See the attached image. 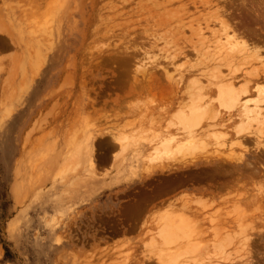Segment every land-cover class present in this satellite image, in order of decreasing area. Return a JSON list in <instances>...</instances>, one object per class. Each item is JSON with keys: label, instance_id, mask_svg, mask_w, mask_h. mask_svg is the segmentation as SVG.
<instances>
[{"label": "rangeland", "instance_id": "obj_1", "mask_svg": "<svg viewBox=\"0 0 264 264\" xmlns=\"http://www.w3.org/2000/svg\"><path fill=\"white\" fill-rule=\"evenodd\" d=\"M206 3L207 0H0V264H176L178 261L179 264H264V176L253 181L242 179L236 186H227L221 191L208 189V182L206 185V182H189L190 185L180 186L153 201L137 219H124L125 204L156 185L158 177L171 176L167 171L169 166L181 163L185 157L199 159L191 158L195 153L188 157L175 154V159L162 156L157 163L140 158L138 150L146 141L143 140L146 132L139 136L143 125L146 124L142 130L159 129L165 124L174 132L182 129L181 124H176L177 116L181 118L185 113L179 115L180 108L187 114L189 103L196 106L191 101L193 95L197 96L194 102L198 107L204 105V101L198 102V96L206 93L203 99L209 104L212 101L208 104L212 109L208 111L214 112L215 108L220 117H225L227 127L217 126L212 131L226 132L222 134L227 135L226 143L232 139L233 128L237 126L234 124L239 122L237 109L219 106L216 94L220 84L215 85L219 79L207 75L212 71L203 74L206 70L200 73L176 70L160 56V50L149 49L151 43H157L158 49L164 45L167 48L169 41L179 37L178 31H170L178 26V19L192 21L195 28L206 24L213 27L218 8ZM209 7L215 12H208ZM184 30L185 37H191L194 43L200 39L196 33L191 35L188 27ZM172 31L177 36L173 37ZM204 34L209 36L207 32ZM249 42L257 46L252 39ZM133 47L138 53L128 70L96 64L100 62L99 57L115 52L122 56ZM214 50L222 54L223 60L219 59L224 61V51L216 47ZM242 50L239 51L245 54ZM235 54L241 55L236 50ZM235 54L233 51L232 57ZM237 56L234 60L244 55ZM177 61V66H181L182 60ZM241 61L237 62L243 64ZM123 71L125 76L119 74ZM246 71L231 73L222 69L217 76L229 79L235 76L233 87L236 85L234 89H237L247 82ZM250 81L247 84L251 89L255 88L254 84L264 86V78ZM194 86L198 87L196 96L190 92V87L196 89ZM201 109L197 112L204 114ZM209 118L202 115L195 129L206 127L205 123H211ZM210 136H206L209 137L206 141L211 139V142H207L208 146L205 144L207 147L203 145L205 149L201 147L203 151L197 148L196 155L209 156L216 153L213 149H219L217 153L226 158L228 144L224 147L215 144L216 140ZM122 140L125 146L119 145ZM86 144L92 152L89 158L84 154ZM252 145L246 149L235 145L236 156H233L246 155L255 148ZM197 168L201 167H191ZM236 204L242 211L235 209L238 213H233ZM169 206L174 208L168 209ZM173 211L177 216L190 218V227L194 223L196 230L194 233L191 229L194 234L190 232L195 238L189 237L190 233H181L188 237L184 235L179 243L175 241L168 246L177 260L168 259L171 254L167 257L165 252L169 254V248L165 249V244H159L158 239V222ZM230 234H235L234 241ZM239 238L245 245H241ZM212 243L215 249L211 248ZM187 244L196 246L189 251L191 246ZM232 248L236 251L232 252ZM174 259L176 262H172Z\"/></svg>", "mask_w": 264, "mask_h": 264}, {"label": "bare ground", "instance_id": "obj_2", "mask_svg": "<svg viewBox=\"0 0 264 264\" xmlns=\"http://www.w3.org/2000/svg\"><path fill=\"white\" fill-rule=\"evenodd\" d=\"M214 5L215 7H217L218 9L216 10V12L214 10H212L210 7L207 8L211 11H208V12H212L214 11L215 12V18L214 20H216L215 22H213V16L208 18L211 20L212 18V22L214 23L213 24V27H210L209 24H206L205 26L201 27V28H195V27H192L193 23L192 21H186L184 22L182 19H178L177 22H176V26L175 28L173 29H170L167 25V28L171 30H175V31H178V34H179V37L177 36V32L175 33L176 35L172 34L173 32L175 31H172L170 32L172 34V36H177L175 37V39H173V42L169 41V39L167 41H169L167 43V45H169L167 48H165V45L163 46L164 48H161V49H158L157 48V43H151V46L149 47V49L151 51L155 50V51H161L160 52V56L163 57L166 62L169 64V66H173L174 69L176 70H192V72H195V73H200L202 70H206V73H203V74H207V71H212V74L208 73V77L211 78L214 77V79H216L215 77H217L219 79V83L218 81L215 82V85L219 86L218 88V95L216 94L217 96V101L219 106H226V108H228L229 110L231 109H234V110H238V112H236L237 116H236V119L239 120V122L237 124H234L235 128H233V134L229 140V143H226V140L227 139V135H223L222 134H226V132L224 133H220L219 130L218 133H216V131H212V129H214L215 127H227L226 124H224V119L222 117H220L221 113L218 112V110L216 111V109L214 108L213 110H215L214 112L212 110L208 111L210 107H208V104L210 103H207L208 100H204L203 98H205L204 96L207 94H205L204 96L202 94H199V95H202V96H198L200 97L198 102L201 101H204V105L207 104V107L205 108L204 105H202L206 110H204V108L202 106H199L198 107V103L196 104L194 102V99L197 98L196 95H198V93L196 94L197 92V88L199 87H196L194 86V88L196 89H193V87H190V92L193 94L195 93V98H194V95H193V99H191V101L193 100V103L197 106H194L192 105V102L191 104L189 103L188 106L185 105V108L188 107L190 110H188L189 112L186 114V111H183V108H180L179 112L180 113L179 115H182L184 112V115L183 117H178L176 119H178V123L176 121V124H181L182 126V129L178 128V129H175V132L172 131L169 127L170 125H167L166 124L164 125V127H159V123H158V127L159 129H153V128H149L147 130L144 129L142 130L145 125H141L142 126V129H139L141 130V136L143 135L144 133L146 135V139L144 138L143 140L145 141V144L144 146H140L138 152L140 154V158H143V159H146L147 161L149 162H153L154 161L156 162V160H159L162 156L164 157H171V158H174L173 155L175 154H178V155H184V156H191L193 153H195L196 155V149H202L204 148L206 145L208 146L207 142L209 141H206L208 140V138L206 136H210V137H213L212 139H215L216 142H213L215 144H218L220 146H223L224 147V144H228L226 146V148H228V153L229 155H225L226 158L220 156L219 153H217V150L213 149L214 152L216 153H212L210 154L209 156L204 155V156H194L191 157V158H196L198 157L199 159L193 161V159L191 160H187V158L184 160L182 159L183 161H181V163L179 164H173L174 166L171 168V166H169V170L167 169L168 172H171L173 174L170 173L171 176H169V174H167L166 176H164V178L162 177H158V182L156 183V185H154L151 189H147V190H143V193H141L142 195H138V198L137 199H133L131 200V202H128V204L126 205L125 204V207H124V219H126V217H128L130 220L131 219H137L139 216H141L145 210L148 208V205H150L151 203L153 204L156 199L158 198H161L163 197V195H167L168 193L174 191L176 188L180 187V186H183V185H187V183L189 184V182H198V183H205V185L207 184L208 182V185H207V188L210 189H216V190H220L224 187H227V186H233V185H237V182L240 181L241 183V180L242 179H248V180H251L253 181L254 179H257V178H261L264 176V149L262 147V144L264 145V86L262 85H255V88H254V91L253 88L251 89L249 87V81L250 79H253V81L255 79H259V78H264V71H261V70H264V60H261L263 59L261 55H263L264 57V0H207V3L206 5ZM212 5V6H213ZM211 6V7H212ZM213 6V8H214ZM168 11V10H167ZM176 12V11H175ZM180 12V10H179ZM163 13V11H162ZM165 13V12H164ZM170 14V13H169ZM166 15H168V13H166ZM180 15H184V14H180ZM174 16V15H173ZM172 16V17H173ZM211 16V15H210ZM165 18V17H164ZM170 19V18H168ZM173 19V18H172ZM184 19V18H183ZM160 20V19H159ZM165 20V19H164ZM176 20V19H175ZM173 20V21H175ZM182 20V21H181ZM209 20V21H210ZM168 21V20H167ZM181 21V22H180ZM195 21V20H193ZM167 23V22H166ZM164 24V23H163ZM172 24V23H170ZM169 24V26H170ZM218 25V28L215 27V25ZM165 27V25H163ZM172 26V27H174ZM2 27V26H1ZM185 27H188L191 31H192V34L191 35H196L197 34V38L199 37L198 35H200V39L202 38V41L199 42L200 39H198L195 43L189 39V37H185L186 35H184L183 33H185ZM1 29V28H0ZM162 30V29H161ZM161 30L159 31L160 34H161ZM164 30V29H163ZM166 30V29H165ZM168 30V29H167ZM164 32V31H163ZM166 32V31H165ZM164 32V34H165ZM183 32V33H182ZM204 32H207L209 36H207L206 34H204ZM196 33V34H194ZM169 34V35H171ZM204 35V36H203ZM205 35L207 38H205ZM173 36V37H174ZM249 37L246 39V37ZM167 37H168V34H167ZM166 37V38H167ZM171 37V36H170ZM195 37V36H194ZM246 39V41H244V39ZM162 39V38H161ZM164 39V38H163ZM206 40L207 39V42L206 41H203V40ZM250 39L253 40V42L257 45V46H254L253 43L251 44L249 41ZM157 40V39H156ZM155 40V41H156ZM166 40V39H165ZM171 40V39H170ZM214 40V41H213ZM223 40V42H221ZM11 41V40H9ZM158 41H160L158 39ZM164 41V40H163ZM225 41V43H224ZM1 42V41H0ZM210 44H209V43ZM213 42V44L211 43ZM249 42V43H248ZM2 43V42H1ZM166 44V41L164 42ZM215 43V44H214ZM154 46H153V45ZM209 44V45H208ZM212 44V45H211ZM258 44H261V45H258ZM10 45V44H9ZM211 45V46H210ZM213 45H216V46H213ZM225 45L227 47H225ZM251 45V46H250ZM253 45V46H252ZM211 49V47L213 48V50ZM241 46V47H240ZM6 48V46H4ZM3 47V48H4ZM8 47V45H7ZM162 47V46H161ZM215 47H216V50L220 49V52L221 50L224 51L222 52L223 55H224V61L221 62V60H223L221 58L222 54H217V52H215ZM217 47H219L217 49ZM222 47L225 49L223 50ZM241 49H239V48ZM134 48V47H133ZM132 48V49H133ZM209 50H208V49ZM236 48V49H235ZM245 49V52H244V49ZM243 49V50H242ZM261 49H263V51H261ZM206 50H208V52H206ZM235 50L236 52H239V54H241L243 56V58H240L239 56H237L235 54ZM238 50V51H237ZM242 50L243 53L245 54H242V52L240 51ZM234 51V54H235V57H239V59L237 58V60H234L235 57H232V52ZM213 52H215L214 54L215 55H218V56H214L213 57ZM138 53V50L137 48H134L131 52H128V53H123L122 56L118 53V52H115L114 54H111V56H108V57H104V58H100V62L99 63H96L98 66H103V65H115L117 67V70H128L129 69V66L131 63H133L132 61L134 60V58L136 59V55ZM158 53V52H156ZM211 53L213 55H211ZM193 55V57L190 59V56ZM220 55V56H219ZM195 56V57H194ZM241 56V57H242ZM221 60H220V59ZM182 60V65L181 66H177V63H175L177 60ZM218 59V60H217ZM91 60V59H90ZM242 60V61H241ZM237 61H241L243 64H241L240 62H237ZM178 62V61H177ZM262 63V64H260ZM79 64V63H78ZM95 64V66H96ZM176 64V65H175ZM180 64V62L178 63ZM260 64V65H259ZM92 65V64H91ZM243 65V66H242ZM94 66V65H93ZM97 66V67H98ZM246 66V67H244ZM81 67V66H80ZM84 68V67H83ZM82 69V67H81ZM230 70L231 73H234L236 70H248L246 71L244 74L248 75L249 77L247 78L246 80V77L245 76V80L247 81L244 85H242V87H236L237 89L241 88L240 90H237V89H234L235 86L233 87V84H234V77H232L233 75L231 73H228V76L230 75V80L229 78H226V76H221L219 77V75L217 76V74H219L218 71L220 70ZM147 70V69H146ZM195 70V71H193ZM214 70V71H213ZM232 70H235L234 72ZM249 70H254L252 72L254 73H251V71L249 72ZM259 70V71H258ZM199 71V72H198ZM190 72V71H189ZM216 73L215 75H213L214 73ZM238 73V71H237ZM251 73V75H250ZM121 74V76H125V72H121L119 73ZM221 74V72H220ZM241 74V73H240ZM253 74V75H252ZM213 75V76H212ZM120 76V75H119ZM237 76V75H236ZM238 77V76H237ZM244 77V76H243ZM194 78V77H193ZM250 78V79H249ZM221 79V81H220ZM213 80V79H212ZM196 82V80H194ZM215 81V80H214ZM191 82H193L191 80ZM190 82V83H191ZM236 82V81H235ZM251 82V81H250ZM258 82V81H257ZM261 82V81H259ZM213 83V82H212ZM218 85H217V84ZM223 83V84H222ZM237 83V82H236ZM248 83V84H247ZM256 83V82H255ZM188 84V83H186ZM195 84V83H194ZM226 84V85H224ZM189 85V84H188ZM192 85V83H191ZM252 85V84H251ZM260 86V87H258ZM186 87V86H185ZM189 87V86H188ZM262 87V89H261ZM189 90V88H187ZM257 89V90H256ZM185 90V89H184ZM192 90V91H191ZM203 90V89H201ZM196 91V92H195ZM256 91V92H255ZM189 92V95H191V93ZM202 93V92H201ZM202 97V99H201ZM209 97V96H208ZM211 99H213L214 97H210ZM210 99V101H211ZM206 102V104H205ZM211 104H212V101H211ZM209 104V105H211ZM179 106H181V104H178ZM200 105V104H199ZM178 106V107H179ZM213 106V105H212ZM202 107V109H201ZM218 107V106H217ZM187 108V109H188ZM193 108V109H191ZM198 110H197V109ZM201 111L204 113V114H201V112H197V111ZM208 108V109H207ZM223 108V107H222ZM212 109V107L210 108ZM218 109V108H217ZM181 111V112H180ZM183 111V112H182ZM212 113V114H206V113ZM214 113V115H213ZM176 114V113H175ZM152 115V114H151ZM202 115H205L207 116L208 115V118L210 116H212V118L210 119L211 123H205L206 127H203L201 129L200 127V130L199 129H195V127L197 125H200V118H202ZM233 115V114H232ZM231 116V115H230ZM229 116V119L231 120ZM152 117V116H151ZM234 117V116H233ZM204 119V117H203ZM208 119V120H209ZM227 120H229L228 118H226ZM149 120V119H148ZM153 120V119H152ZM151 121V120H150ZM172 121V120H171ZM199 121V122H198ZM154 122V120H153ZM202 122V121H201ZM253 122L254 125H253ZM150 123V122H149ZM152 123V122H151ZM150 123V124H151ZM199 123V124H198ZM155 124V122H154ZM175 124V123H174ZM173 124V125H174ZM153 126V123L151 124ZM162 125V124H161ZM140 126V125H139ZM138 126V127H139ZM169 126V127H168ZM156 128V127H155ZM199 128V127H198ZM138 129V128H137ZM211 129V130H210ZM217 128H215L214 130H216ZM136 131V130H135ZM211 131V132H210ZM137 132V131H136ZM135 134V133H133ZM94 138V137H93ZM114 137L112 136V139ZM134 138V137H133ZM207 138V139H206ZM121 139V138H119ZM235 139V140H234ZM135 140V139H134ZM214 140V141H215ZM233 140V141H232ZM213 141V140H212ZM120 142V141H119ZM125 142L124 140H122L120 142V146H125V144L123 143ZM206 142V143H205ZM210 142H211V139H210ZM209 142V143H210ZM115 144V142H114ZM206 144V145H205ZM212 144V143H211ZM210 144V145H211ZM214 144V145H215ZM249 144H253L252 146H255V148L253 150H250L245 156L242 154V157H235V153L233 154V150H235L233 147L235 145H239L241 146L243 149H246L247 146ZM117 145V144H116ZM204 145V147H203ZM206 146V147H207ZM220 146H217V147H220ZM202 147V148H201ZM216 147V146H215ZM214 147V148H215ZM110 148V146H109ZM112 148V146H111ZM205 149V148H204ZM203 151V149H202ZM227 151V150H226ZM197 152H201V151H198ZM206 153V151H205ZM208 153V152H207ZM227 153V152H226ZM84 154L89 158L91 157V148L86 144L84 145ZM191 154V155H190ZM201 154V153H200ZM209 154V153H208ZM199 155V154H198ZM235 155V156H233ZM187 156V157H188ZM168 158V159H169ZM87 159V158H86ZM167 159V158H166ZM175 159V158H174ZM174 159H173V162H174ZM177 159V158H176ZM218 159H221V160H218ZM145 160V161H146ZM171 160V159H169ZM160 161V160H159ZM177 162V160L175 161ZM157 163V162H156ZM155 163V164H156ZM161 163V162H160ZM178 163V162H177ZM150 164V163H149ZM146 165V163H145ZM144 165V166H145ZM166 168L168 167L165 166ZM191 167H201V168H197V169H191ZM173 171H177L176 173L173 172ZM165 175V174H164ZM169 176V177H168ZM159 178H162L161 180ZM153 179V178H152ZM155 179V178H154ZM244 180V181H245ZM153 181V180H152ZM156 181V180H154ZM243 182V181H242ZM239 183V182H238ZM244 183V182H243ZM197 184V183H196ZM190 185V184H189ZM235 185V186H236ZM239 185V184H238ZM253 186V185H252ZM242 189V188H241ZM214 191V190H213ZM221 191V190H220ZM208 192V191H207ZM210 192V191H209ZM174 193V192H173ZM206 194V193H205ZM211 194V193H208V195ZM238 194V193H237ZM239 194H241L239 192ZM169 196V195H168ZM135 197V196H134ZM185 199H183V203L184 205L185 202H184ZM133 201V202H132ZM158 201V200H157ZM188 201V200H187ZM197 201V200H196ZM202 201V200H201ZM162 202V201H161ZM199 202V201H198ZM203 202V201H202ZM200 202V203H202ZM234 202V201H233ZM182 203V204H183ZM162 204V203H161ZM235 204V203H234ZM160 206V205H159ZM177 206V205H174V207ZM231 206V205H230ZM235 206V205H234ZM238 205L236 204L235 208L233 209L234 211H232L233 213L234 212H237L235 211V209H238L237 207ZM257 206V205H256ZM173 207V206H172ZM173 207V208H174ZM178 207V206H177ZM203 207V206H202ZM233 207V205L231 206ZM230 207V208H231ZM237 207V208H236ZM166 208V207H165ZM171 208V206L168 207V209ZM171 208V209H173ZM255 208V207H254ZM164 209V207H163ZM186 209V207H185ZM151 210V209H150ZM161 210V209H160ZM177 210V209H176ZM238 210H241L242 209H238ZM258 210V209H257ZM167 211V210H166ZM170 211V210H168ZM172 211V210H171ZM175 211V210H174ZM173 212L174 215H170L171 213L170 212H167L169 213V216H164L162 220H158L159 222V228L160 230H158L159 232V236H158V233H157V236L159 237L158 239H160V243L162 244H165V247L169 246V245H172L173 243H175V241L178 242V240H181V238L185 235V234H181V233H186V234H189L191 231V229L194 231V227L193 224H192V227H190L191 223H190V218H185L183 216H177V214H175ZM156 212V211H155ZM160 212V211H159ZM179 213H183L181 211H178ZM230 212V211H229ZM158 213V210L157 212ZM212 213V212H211ZM214 213V212H213ZM228 213V212H227ZM231 213V212H230ZM238 213V212H237ZM241 213V212H240ZM155 214V213H154ZM165 214V213H164ZM163 214V215H164ZM184 214V213H183ZM215 214V213H214ZM213 214V215H214ZM242 214V213H241ZM158 215V214H156ZM176 215V216H175ZM190 215V214H189ZM188 215V216H189ZM196 215V214H195ZM186 216V217H188ZM194 216V215H193ZM193 216H190L191 218ZM197 216V215H196ZM199 216V215H198ZM204 216V215H203ZM233 216V215H232ZM241 216V215H240ZM158 217V216H157ZM195 217V216H194ZM200 217V216H199ZM201 217H202V214H201ZM228 217V216H227ZM161 219V217H159ZM219 218V217H218ZM233 218V217H232ZM235 218V217H234ZM244 218V217H242ZM197 219V218H196ZM202 219H200L201 221ZM205 220V219H204ZM207 220V219H206ZM205 220V221H206ZM219 220V219H218ZM216 220V222L218 221ZM235 220V219H234ZM192 221V220H191ZM199 221V222H200ZM238 221V220H237ZM251 221V220H249ZM208 222V221H207ZM215 222V221H214ZM225 222V221H224ZM241 222V221H240ZM228 223V221H227ZM229 223H231L229 221ZM198 224V223H197ZM200 224V223H199ZM239 224V223H238ZM251 224V222H250ZM216 225V224H215ZM214 225V227H215ZM221 225V224H220ZM219 225V222H218V227L220 226ZM241 225V224H240ZM245 225V224H243ZM249 225V224H248ZM201 226V225H200ZM205 226V225H204ZM212 226V225H211ZM237 226V225H236ZM257 226V225H256ZM199 227V226H198ZM207 227V226H206ZM246 227V225H245ZM254 227V226H253ZM202 228V227H201ZM227 228V227H226ZM242 228V226H241ZM247 228V227H246ZM158 229V228H157ZM223 229V228H221ZM238 229V228H237ZM245 229V228H244ZM188 230V231H187ZM210 230V229H209ZM226 230V229H225ZM240 230V228L238 229ZM243 230V229H242ZM241 230V231H242ZM198 231V230H197ZM203 231V230H202ZM221 231V230H220ZM247 231V230H246ZM245 231V233H246ZM188 232V233H187ZM196 232V230L194 231V233ZM205 232V230H204ZM228 232V231H226ZM225 232V234H226ZM193 233V232H192ZM193 233V234H194ZM200 233V232H199ZM213 233V232H212ZM216 232H214L215 234ZM232 233V232H230ZM242 233V232H241ZM193 234L191 235V233L188 235L189 237L191 236V238H195V237H192ZM212 234V235H214ZM222 234V233H221ZM224 234V233H223ZM222 234V235H223ZM229 234V233H228ZM239 234V232H238ZM221 235V236H222ZM227 235V234H226ZM241 235V234H240ZM187 235H185V238L188 237ZM218 236V232H217V235ZM231 236V234H230ZM234 235H232V239L234 241ZM205 237V236H204ZM214 237V236H213ZM226 237V236H224ZM244 238V236H242ZM183 238V239H185ZM220 238V237H219ZM227 238V237H226ZM229 238V237H228ZM227 238V239H228ZM242 238V239H243ZM249 239V237H247ZM247 238H244V239H247ZM203 239V237H202ZM222 239V238H221ZM229 239V240H230ZM188 242L190 240L187 239ZM198 240V238H197ZM207 240V239H206ZM218 237H217V241H218ZM227 240V242L229 241ZM240 241V238L238 239ZM186 241V240H184ZM191 241V240H190ZM199 241V240H198ZM201 241V240H200ZM212 241V240H211ZM246 241V240H245ZM251 241V240H250ZM182 242V241H181ZM188 242H183L184 244L188 243ZM195 242V241H193ZM192 242V243H193ZM214 242V240L212 241ZM221 242V241H220ZM225 242V241H223ZM237 242V241H236ZM241 242V245H243L244 243L242 241ZM239 242V244H240ZM172 243V244H171ZM179 243V242H178ZM196 243V242H195ZM202 243V242H201ZM204 243V241H203ZM206 243V242H205ZM204 243V244H205ZM211 243V242H210ZM246 243V242H245ZM158 244V245H159ZM191 244V242H190ZM208 244V243H207ZM213 244V243H212ZM224 244V243H223ZM231 244V242H230ZM156 245V244H154ZM178 244L176 243V246ZM181 245V244H180ZM189 245V244H187ZM194 244L189 245V251L190 249L193 247ZM226 245V243L224 244ZM245 245V244H244ZM249 245V244H248ZM184 246V245H182ZM186 246V245H185ZM184 246V247H185ZM196 246V244H195ZM194 246V247H195ZM203 246V245H201ZM199 246V249L200 247ZM208 246V245H207ZM206 246V247H207ZM211 246V245H210ZM215 246V243L213 244V246H211V248H214ZM219 246L220 248V244L217 245ZM230 246V245H228ZM157 247V245H156ZM161 247V246H160ZM165 248V249H168V248ZM171 247V246H170ZM175 248V244L173 246ZM184 247L182 249H184ZM193 247V248H194ZM204 247V246H203ZM225 247V246H224ZM224 247H222L223 249H225ZM234 247V245H233ZM237 247V245L235 246V248ZM239 247V246H238ZM241 247V246H240ZM247 247V246H245ZM164 248V247H162ZM187 248V247H185ZM192 248V249H193ZM198 248V247H197ZM209 248V246H208ZM218 248V249H219ZM221 248V249H222ZM230 248V247H229ZM158 250H160L159 248H157ZM164 249V250H165ZM198 249V250H199ZM215 249V248H214ZM217 249V248H216ZM228 249V248H226ZM233 249V248H232ZM242 249V248H241ZM163 250V249H162ZM163 250V251H164ZM173 250V249H172ZM172 250H167V251H170L169 254H166L165 252V255L167 257L171 256L168 258V259H171L173 260V258H175V252ZM187 250V249H186ZM204 250H207V249H204ZM210 250V249H209ZM220 250V249H219ZM247 250V248L245 249ZM179 251V250H178ZM203 251V250H202ZM200 251V253L202 252ZM212 251V250H210ZM221 251V250H220ZM219 251V252H220ZM236 251L235 249H233L232 252ZM172 252V253H171ZM196 252V251H195ZM205 252V251H204ZM215 252V251H214ZM218 252V251H217ZM215 252V253H217ZM227 252V251H226ZM168 253V252H167ZM174 253V254H173ZM180 254V252H178ZM183 253V252H182ZM184 253H189L187 251H184ZM183 253V254H184ZM210 253V252H208ZM212 253V252H211ZM176 254H177V251H176ZM178 254V256H179ZM163 255V254H162ZM169 255V256H168ZM174 255V256H173ZM186 255V254H185ZM200 255V254H199ZM205 255H207L205 253ZM222 255H225L223 254V250H222ZM231 255V254H230ZM182 256V254L180 255ZM187 256V255H186ZM198 256V255H197ZM202 256V255H200ZM209 256V255H207ZM218 256V255H217ZM228 256H229V252H228ZM213 257V256H212ZM221 257V256H220ZM224 257V256H222ZM189 258V257H188ZM199 258V257H198ZM209 259V257H207ZM207 258H205L207 260ZM215 258V257H214ZM176 259V258H175ZM174 259V261L172 262H176V260ZM204 259V258H203ZM211 259V258H210ZM217 259V258H216ZM228 259V257H227ZM235 259V257H234ZM197 260V259H196ZM220 260V259H219ZM224 260V259H223ZM171 260H169L170 262ZM204 261V260H203ZM231 261V260H229ZM179 262V261H178ZM177 262V263H178ZM189 263V261H187ZM193 262V261H191ZM205 262V261H204ZM210 262V260H209ZM260 262V261H259ZM176 263V264H177ZM182 263V262H181ZM180 263V264H181ZM196 263V261H195ZM256 263V262H255ZM264 263V262H263ZM179 264V263H178ZM185 264V263H184ZM191 264V263H190ZM196 264H206V263H203V262H198ZM212 264V263H211ZM261 264V263H259Z\"/></svg>", "mask_w": 264, "mask_h": 264}]
</instances>
